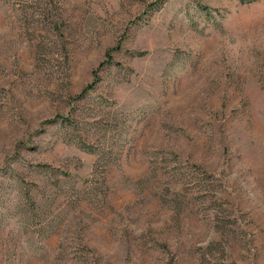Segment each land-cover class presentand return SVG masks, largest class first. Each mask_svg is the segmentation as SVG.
Wrapping results in <instances>:
<instances>
[{
	"label": "rangeland",
	"instance_id": "obj_1",
	"mask_svg": "<svg viewBox=\"0 0 264 264\" xmlns=\"http://www.w3.org/2000/svg\"><path fill=\"white\" fill-rule=\"evenodd\" d=\"M0 264H264V0H0Z\"/></svg>",
	"mask_w": 264,
	"mask_h": 264
},
{
	"label": "trees",
	"instance_id": "obj_2",
	"mask_svg": "<svg viewBox=\"0 0 264 264\" xmlns=\"http://www.w3.org/2000/svg\"><path fill=\"white\" fill-rule=\"evenodd\" d=\"M259 0H240L241 3H256ZM112 60L109 59V62H111ZM87 90L84 91V93L82 95H84L86 93ZM63 119V118H62ZM56 120V119H55ZM63 121H68V119H63Z\"/></svg>",
	"mask_w": 264,
	"mask_h": 264
}]
</instances>
